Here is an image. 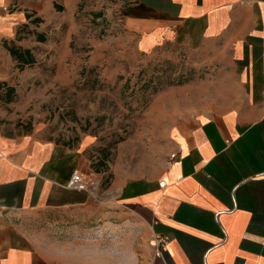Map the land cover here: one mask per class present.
<instances>
[{
    "label": "crops",
    "instance_id": "1",
    "mask_svg": "<svg viewBox=\"0 0 264 264\" xmlns=\"http://www.w3.org/2000/svg\"><path fill=\"white\" fill-rule=\"evenodd\" d=\"M126 1L122 20L137 54L168 46L200 52L227 64L219 74L229 81L226 99L202 107L218 112L188 113L171 128L158 175L110 187L117 214L146 229L144 264H264V0ZM54 2L0 0V82L12 86L14 73L20 88L27 83V72H13L9 47L31 48L36 59L37 25L54 21ZM91 144L0 131V264H56L29 244L13 215L90 208L91 191L68 184L83 172Z\"/></svg>",
    "mask_w": 264,
    "mask_h": 264
},
{
    "label": "rangeland",
    "instance_id": "2",
    "mask_svg": "<svg viewBox=\"0 0 264 264\" xmlns=\"http://www.w3.org/2000/svg\"><path fill=\"white\" fill-rule=\"evenodd\" d=\"M54 3V21L37 25L45 41L36 61L22 69L27 83L20 88L13 73V99L0 96V131H40L70 147L91 137L82 173L92 204L21 211L14 219L56 264H144L147 231L117 214L109 189L164 169L175 123L188 113L218 112L202 107L226 99L229 78L219 71L228 65L178 46L137 54L122 20L126 0Z\"/></svg>",
    "mask_w": 264,
    "mask_h": 264
},
{
    "label": "trees",
    "instance_id": "3",
    "mask_svg": "<svg viewBox=\"0 0 264 264\" xmlns=\"http://www.w3.org/2000/svg\"><path fill=\"white\" fill-rule=\"evenodd\" d=\"M33 21L40 22L41 20L40 18H35ZM37 38L40 41H45V36H43L40 33L38 34ZM9 49L14 59L17 60V67H19L20 69H24V67L27 65H32L36 61L34 53L31 48H23L21 46L12 45L9 47ZM0 91H1L0 96L4 100L11 101L13 99L12 94L15 91L13 86H9L6 82H0Z\"/></svg>",
    "mask_w": 264,
    "mask_h": 264
},
{
    "label": "built area",
    "instance_id": "4",
    "mask_svg": "<svg viewBox=\"0 0 264 264\" xmlns=\"http://www.w3.org/2000/svg\"><path fill=\"white\" fill-rule=\"evenodd\" d=\"M175 155H172L171 157L174 158ZM161 184H164V182H161ZM69 187L75 188V189H89L87 186V183L83 179V173L81 172H75L69 182ZM167 242V238H160L159 244L164 245Z\"/></svg>",
    "mask_w": 264,
    "mask_h": 264
}]
</instances>
